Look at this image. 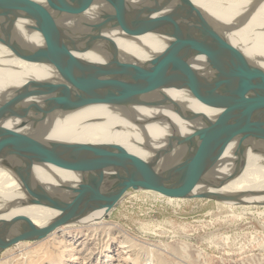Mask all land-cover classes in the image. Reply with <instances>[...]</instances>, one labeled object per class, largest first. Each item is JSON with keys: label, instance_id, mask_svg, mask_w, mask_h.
I'll return each mask as SVG.
<instances>
[{"label": "water", "instance_id": "obj_1", "mask_svg": "<svg viewBox=\"0 0 264 264\" xmlns=\"http://www.w3.org/2000/svg\"><path fill=\"white\" fill-rule=\"evenodd\" d=\"M149 3L153 7L128 0H0V43L11 55L52 66L57 74L26 82L0 103V165L17 173H31L35 165H52L81 176L78 183H64L59 193L40 186L22 200L2 202L0 215L29 204L44 205L58 214L44 226L24 216L0 217V254L20 242L42 240L98 210L104 209L108 218L131 190L264 206L259 198L264 190L236 194L212 188L227 164H237L228 181L237 178L246 167L247 150L255 141L264 142V68L246 56L243 43L227 38L230 27L219 25L192 0ZM94 6H102L95 13L107 31L129 36L158 34L168 38L167 47L139 63L123 60L111 37L109 46L100 50L93 48L84 32L76 40H64L69 32L65 23L82 19ZM19 15L32 23L28 34L41 36L44 44L35 47L18 37ZM89 51L104 61L81 58ZM198 57H203L202 70L194 66ZM170 88L189 91L216 114L185 110L167 96L157 103L132 98ZM96 102L116 107L169 105L191 123L190 132L182 134L167 119L173 133L153 162L117 143L46 140L58 118ZM230 145L232 156L225 161ZM254 151L261 158L259 166H264V147ZM162 160L165 164L158 168L154 163Z\"/></svg>", "mask_w": 264, "mask_h": 264}, {"label": "bare ground", "instance_id": "obj_2", "mask_svg": "<svg viewBox=\"0 0 264 264\" xmlns=\"http://www.w3.org/2000/svg\"><path fill=\"white\" fill-rule=\"evenodd\" d=\"M45 3V0H35ZM130 3L142 4L153 7L149 0H128ZM205 14L221 26L230 27L227 38L236 44L243 43L244 53L249 59L264 68V0H192ZM102 6H94L89 13L77 21L65 23L66 41L76 40L83 32L88 34V39L93 48L104 49L109 46L108 37L115 40L119 47L121 58L127 61L145 62L162 52L168 44V38L154 33L135 36L125 35L121 31H107L99 24L98 14ZM91 12V13H90ZM247 18L243 26L238 28L240 22ZM156 22L158 20L154 19ZM30 21L17 16L16 33L18 37L33 46L44 44V40L37 34H28L27 26ZM238 28V29H237ZM71 37V40L69 39ZM57 56L64 60L62 55ZM81 58L92 61H104V57L89 51L81 54ZM197 69L202 70L203 57H198L194 63ZM57 74L52 66L31 63L11 55L10 51L0 43V103L10 98L15 89L20 88L28 81L51 79ZM169 97L179 103L183 109L193 112H205L210 116L216 114L193 95L184 89L170 88L159 91L143 92L133 95L135 102L157 103ZM162 119V121H156ZM173 121L178 130L184 134L189 133L191 123L182 119L169 105H139L116 107L104 103H93L77 109L64 118H58L46 140H62L69 142L85 143H117L124 146L131 153L154 161L164 150L168 137L173 133V128L166 120ZM199 122V121H198ZM196 123V125L200 124ZM11 126L10 123L7 124ZM264 147V142L255 141L245 154L246 167L235 179L228 181L230 174L237 164H227L223 167L222 175L215 182L216 191L223 193L242 194L251 190H264V166H259L261 158L257 156L254 148ZM225 161L232 156V145L224 154ZM162 168L165 160L154 163ZM81 176L71 170L57 168L52 165H35L31 173H17L12 169H5L0 165V205L2 202H16L26 198L29 190L44 187L47 190L62 192L64 183H78ZM259 198L264 200V192ZM251 200V198L247 199ZM58 212L44 205L29 204L19 206L12 211L1 212L0 217L10 219L14 216L28 217L38 226L47 224ZM104 219V209L95 211L84 217L78 224L94 223ZM23 223V220H19ZM61 228V229H62ZM111 228V227H108ZM59 229V231L61 230ZM126 242V241H125ZM128 243V242H127ZM130 245L123 244L122 247ZM127 252V250H126ZM131 264H138L136 261ZM146 264H154L152 261Z\"/></svg>", "mask_w": 264, "mask_h": 264}, {"label": "rangeland", "instance_id": "obj_3", "mask_svg": "<svg viewBox=\"0 0 264 264\" xmlns=\"http://www.w3.org/2000/svg\"><path fill=\"white\" fill-rule=\"evenodd\" d=\"M130 261L264 264V206L177 199L154 191L131 190L102 221L67 226L42 240L20 242L0 254V264Z\"/></svg>", "mask_w": 264, "mask_h": 264}]
</instances>
